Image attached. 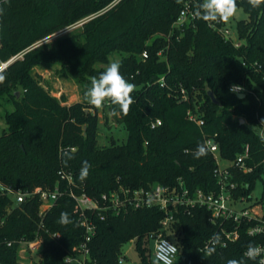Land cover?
<instances>
[{
  "label": "trees",
  "instance_id": "obj_1",
  "mask_svg": "<svg viewBox=\"0 0 264 264\" xmlns=\"http://www.w3.org/2000/svg\"><path fill=\"white\" fill-rule=\"evenodd\" d=\"M114 1L0 0V60L22 54L0 71L4 77L0 109L6 124L0 133V181L15 190L58 186L64 192L43 217L38 195L17 204L0 193V262L4 264H23L18 254L21 238L40 234L44 239L38 260L30 264H67L65 256L83 240L85 230L60 170L73 174L77 192L92 196L119 184L176 185L180 180L190 188L209 190L216 187L214 155L209 150L196 159L192 153L198 144H206V136H212L227 158L250 146L254 161L261 162L244 176L251 184L264 171V2L254 8L248 0H236L247 15L237 21L243 42L236 47L199 18L195 26L175 28L181 0ZM91 15L78 32L46 41ZM144 50L147 58L142 57ZM113 58H119L121 74L135 85L134 103L127 115L114 116L117 106L105 101L103 107L124 125L128 136L121 144L101 146L99 108L83 98L66 103L45 88L34 68L59 62L63 73L78 80L84 94L91 78L98 77ZM162 76L165 86L158 82ZM231 83L244 85L245 96L231 92ZM181 88L187 99H181ZM189 109L203 117L202 127L189 120ZM154 118H161L162 124L151 128ZM105 124L110 126L108 121ZM84 161L91 168L81 180ZM62 212L68 213L66 224L58 220ZM209 215L204 206L176 208L172 225L163 232L179 247L173 264H227L231 259L260 264L244 253L250 242L256 245L262 237L250 236L244 229L238 240L214 248L211 254L201 250L217 230ZM163 216L157 206L109 212L103 220L96 215L97 232L87 264H118L131 239L142 264H151L145 236L160 229ZM55 232L61 236H54Z\"/></svg>",
  "mask_w": 264,
  "mask_h": 264
},
{
  "label": "built area",
  "instance_id": "obj_2",
  "mask_svg": "<svg viewBox=\"0 0 264 264\" xmlns=\"http://www.w3.org/2000/svg\"><path fill=\"white\" fill-rule=\"evenodd\" d=\"M119 0H115V4ZM183 3L179 11L178 17L174 22V27L184 30L187 25L195 26L198 18L194 17V12L198 4L203 0H181ZM91 15L84 18L76 24H83ZM210 28L217 31L221 36L231 41L236 47L242 45V40L239 38L236 30H233L227 22H206ZM65 29V28H64ZM63 30V29H62ZM159 55L163 51L158 52ZM142 57L147 58L148 52L144 50ZM8 66V61L2 63L0 69ZM1 71V70H0ZM161 86L166 85L165 77L159 78ZM239 85L241 91H231L234 93H244L246 88L240 83H231ZM229 86V90H230ZM181 99H187L188 95L185 88L180 90ZM189 120L195 122L202 127L205 120L193 109L187 111ZM162 124L161 118H154L150 122L151 128H156ZM261 135L264 138V131L261 130ZM205 143L209 150L213 153L216 165L213 169L216 177V187L209 190L203 188H190L183 180H180L176 185L163 184L161 182H150L147 185L127 186L119 184L117 187L101 193L99 196H92L85 191L77 192L73 188L74 178L71 172L60 170V175L65 179L69 186V194L75 201L74 212L78 216L79 225L84 228L85 234L83 240L73 247L71 253L65 256L67 264H87L90 258V242L97 232L96 215L100 219L106 218L109 212L121 214L130 209L159 207L164 216L161 218V227L157 231H151L145 236V240L150 249L151 255L155 256V244L158 240L166 239L168 243L177 245L172 239L164 235V230L168 229L174 219L176 208L185 206L193 208L195 206H204L209 212V220L217 226V230L203 244L201 250L209 253L210 249L219 246H227L229 243L238 240L241 236V230L244 229L248 235L262 237L256 246L264 248V187L261 197L253 198L252 189L254 183L244 178L245 175L255 171L261 162L254 161L251 148L246 144L242 151L236 157H223V162L220 160L219 145L212 136L205 137ZM262 175V174H261ZM0 193L11 196L15 203L20 204L28 198L38 195L41 199L39 215H43L53 206L54 202L64 194L57 186L53 189L37 187L31 191L15 190L11 186H7L0 181ZM43 226V221H41ZM54 236L60 237V232H55ZM219 237V241H217ZM130 242L135 243V239ZM151 242L153 249L151 250ZM9 241L8 244H11ZM44 243V239L40 234L33 239L21 238L19 240L18 254L21 261L22 257H26V261L32 260L35 255H39ZM136 245V243H135ZM179 253L177 252L173 259L176 261ZM126 253L124 252L119 260H123L126 264ZM260 264H264V253L256 257ZM34 262V260H32ZM21 263H23L21 261ZM0 264H4L0 262Z\"/></svg>",
  "mask_w": 264,
  "mask_h": 264
},
{
  "label": "clouds",
  "instance_id": "obj_3",
  "mask_svg": "<svg viewBox=\"0 0 264 264\" xmlns=\"http://www.w3.org/2000/svg\"><path fill=\"white\" fill-rule=\"evenodd\" d=\"M252 7H258L264 0H248ZM237 11L236 0H203L198 4L194 17L204 20L205 22H218L222 21L227 23ZM3 15V10L0 9V16ZM121 64L119 62L110 63L98 77L93 76L83 94V100L87 105L95 108H100L104 105L105 101H109L112 105L117 106L113 108V115L119 116L120 114L127 115L130 106L134 103L132 93L135 89L133 83L128 82L120 72ZM4 80L0 76V83ZM239 85L230 86V91H241ZM187 151V150H186ZM209 149L206 144L200 143L197 145L195 151L192 153L194 158L199 159L207 155ZM91 165L84 161L80 171V179L85 180L89 174ZM61 223H68V213L62 212L58 218ZM219 241V237L216 238ZM214 249L209 250V254ZM177 252V245L170 244L166 239L158 240L155 244V256L153 264H173L172 257ZM264 253V248L249 243L244 256L247 259H256L257 256ZM118 264H124V261L119 260ZM227 264H244L243 260L231 259Z\"/></svg>",
  "mask_w": 264,
  "mask_h": 264
},
{
  "label": "rangeland",
  "instance_id": "obj_4",
  "mask_svg": "<svg viewBox=\"0 0 264 264\" xmlns=\"http://www.w3.org/2000/svg\"><path fill=\"white\" fill-rule=\"evenodd\" d=\"M247 15L244 12L243 8L237 4V11L233 17H231L228 23L231 25L233 30H236L237 21L245 18ZM82 29V24L70 25L63 30H60L49 37H47L46 41L54 42L60 37L67 36L71 32H78ZM22 54H19L16 57H21ZM119 58H113L110 62H118ZM2 62L0 60V67L2 66ZM109 64H105L108 66ZM61 64L59 62H43L39 63L35 66L34 71L39 74L42 80V84L48 89L53 95L57 97H63L66 100V103H72L77 100H81L83 98V89L78 80L71 74L63 73L61 70ZM13 107H9V110H12ZM108 113V114H107ZM4 110L0 109V133L2 129L5 127V117ZM107 116V118H106ZM99 145L105 146L109 145L113 141L116 143H123L126 141L128 132L123 124H117L115 122L114 116L109 113L103 106L99 108ZM106 121L110 124V126L106 125ZM220 160L223 162V157L220 152ZM264 187V171L262 175L256 178L254 187L252 189L253 198H260L263 192ZM151 250L153 249V243L151 242ZM124 251L126 253V264H142L141 257L138 252V249L135 243L130 242L124 246ZM26 258V257H25ZM24 257L21 258L23 264L33 263L32 260H38L39 255H35L31 260L26 261ZM154 256L152 255L151 264H153ZM178 259H176L177 261Z\"/></svg>",
  "mask_w": 264,
  "mask_h": 264
},
{
  "label": "water",
  "instance_id": "obj_5",
  "mask_svg": "<svg viewBox=\"0 0 264 264\" xmlns=\"http://www.w3.org/2000/svg\"><path fill=\"white\" fill-rule=\"evenodd\" d=\"M14 59H15V58H11V59L8 61V64H9L10 62H12ZM0 70H2V69H0ZM208 93H209L210 97H211L214 101H216V97H215L214 93H213L211 90H209ZM17 95H19V92H17ZM237 95H238L239 97H244V96H245L244 93H238ZM241 122H244V119H243V118L241 119Z\"/></svg>",
  "mask_w": 264,
  "mask_h": 264
}]
</instances>
